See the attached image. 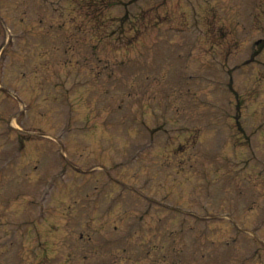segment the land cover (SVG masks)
<instances>
[{"label":"rangeland","instance_id":"rangeland-1","mask_svg":"<svg viewBox=\"0 0 264 264\" xmlns=\"http://www.w3.org/2000/svg\"><path fill=\"white\" fill-rule=\"evenodd\" d=\"M121 7L0 0V264H264V0Z\"/></svg>","mask_w":264,"mask_h":264}]
</instances>
